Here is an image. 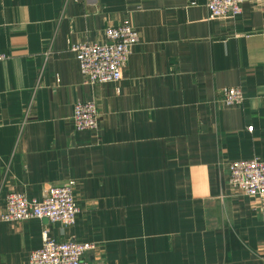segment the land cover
<instances>
[{"label":"crops","instance_id":"crops-1","mask_svg":"<svg viewBox=\"0 0 264 264\" xmlns=\"http://www.w3.org/2000/svg\"><path fill=\"white\" fill-rule=\"evenodd\" d=\"M124 24L122 81L87 83L71 44ZM0 56V214L69 182L79 208L72 227L0 222V264H28L46 230L95 245L89 264H264V200L228 183L264 160V0L213 21L206 0H0ZM231 88L243 104L217 102ZM79 102L97 132L75 129Z\"/></svg>","mask_w":264,"mask_h":264},{"label":"built area","instance_id":"built-area-1","mask_svg":"<svg viewBox=\"0 0 264 264\" xmlns=\"http://www.w3.org/2000/svg\"><path fill=\"white\" fill-rule=\"evenodd\" d=\"M246 0H206L208 19L235 20L242 13ZM107 42L102 44H71L79 69L91 85L118 84L123 71L140 42L139 32L130 24L109 27L105 30ZM5 57L0 56V61ZM245 101L241 89L224 90L217 102L225 106H239ZM77 131L99 130L100 114L94 103H77L72 117ZM248 131L252 132L253 127ZM229 186L237 195L264 200V160L254 158L232 162L229 165ZM75 182L53 188L42 200L30 199L25 194L7 196L0 222L47 220L51 224L72 227L77 223L79 208L75 198ZM42 246L32 252L28 264H89L84 255L95 245L82 244L75 240L57 242L48 230L42 235Z\"/></svg>","mask_w":264,"mask_h":264},{"label":"water","instance_id":"water-1","mask_svg":"<svg viewBox=\"0 0 264 264\" xmlns=\"http://www.w3.org/2000/svg\"><path fill=\"white\" fill-rule=\"evenodd\" d=\"M45 221H47V220H45Z\"/></svg>","mask_w":264,"mask_h":264}]
</instances>
